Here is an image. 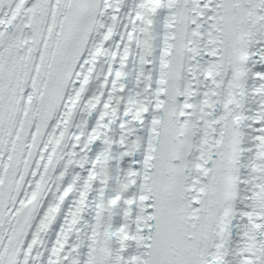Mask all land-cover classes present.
I'll use <instances>...</instances> for the list:
<instances>
[{
	"label": "snow or ice",
	"instance_id": "1",
	"mask_svg": "<svg viewBox=\"0 0 264 264\" xmlns=\"http://www.w3.org/2000/svg\"><path fill=\"white\" fill-rule=\"evenodd\" d=\"M0 264H264V0H0Z\"/></svg>",
	"mask_w": 264,
	"mask_h": 264
}]
</instances>
